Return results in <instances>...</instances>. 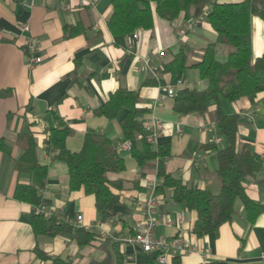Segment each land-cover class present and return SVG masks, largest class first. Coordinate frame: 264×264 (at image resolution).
<instances>
[{
	"label": "crops",
	"instance_id": "crops-1",
	"mask_svg": "<svg viewBox=\"0 0 264 264\" xmlns=\"http://www.w3.org/2000/svg\"><path fill=\"white\" fill-rule=\"evenodd\" d=\"M148 1L152 28L114 36L107 26L111 0H0V138L9 147L6 153L0 151V264H49L55 257L86 264L101 258L100 243L115 235L123 242L126 264L141 263L142 252L124 238L133 234L136 222L144 217L147 183L156 178L155 171L143 175L130 150L118 147L124 141L120 123L126 109L111 120L94 114L118 88L136 91L137 106L147 110L138 135L148 134L143 125L152 116L163 121L157 144L169 145L166 170L188 186L218 191L216 151L225 141L211 118L215 102L210 99L204 113L179 114L173 109L174 97L160 98L172 84L164 64L179 51L185 53L188 67L181 77L184 84L176 91L184 86L206 87L198 70L189 65L201 59L207 44L216 41L206 19L208 9L194 11L190 17L195 25L186 28L183 13L173 20L162 19L155 12V0ZM251 28L253 57H258L264 53V21L252 16ZM227 52V46L215 44L216 60L224 62ZM36 57L40 60L34 61ZM219 104L224 114L238 116L237 144L249 143L262 161L260 170L247 176L242 185L249 198L264 204V93L234 101L221 99ZM55 117L73 130L65 142L70 151L80 150L86 131L93 130L107 136L124 158L125 170L108 174L110 180L122 181V188L119 203L104 222L98 218L93 195L68 187L67 165L54 157L48 139L50 130L58 126ZM23 132L34 138L38 162L47 167L42 204L53 210L58 222L71 225L72 232L34 234L30 219L35 206L13 197L16 184L28 182L27 175L19 174L14 166L23 150L19 137ZM141 140L137 136L136 142ZM157 198L160 215L175 220L184 213L181 225L159 224L154 229L155 235H179L189 243L191 250L177 255L179 264L212 260L264 264V212L250 222L237 205L230 221L216 232L197 237L192 232L193 212L174 203L169 191ZM79 214L82 220L76 222ZM78 227L97 233L96 239L78 245L73 238ZM36 249L47 258L38 257ZM173 256L169 255L167 264H173Z\"/></svg>",
	"mask_w": 264,
	"mask_h": 264
},
{
	"label": "trees",
	"instance_id": "trees-1",
	"mask_svg": "<svg viewBox=\"0 0 264 264\" xmlns=\"http://www.w3.org/2000/svg\"><path fill=\"white\" fill-rule=\"evenodd\" d=\"M111 4L112 13L107 19V26L112 35L124 36L138 29L152 28L153 17L148 0H111ZM204 9H208L206 19L216 33V41L207 44L203 48L201 59L189 67L198 70L199 78L206 81V87L197 89L184 86L177 89L173 109L179 114L204 113L207 111L208 101L212 99L215 102L211 118L225 141V146L216 151L215 173L219 182L217 192L188 186L181 179L172 176L164 164V158L170 154L168 144L152 145L143 139L136 142L142 131L141 116L147 111L137 106L136 91L118 88L94 110V114L111 120L121 109H126L120 129L123 139L131 142L132 158L141 167L143 175L147 170L155 171L157 195L169 191L174 203L195 214L192 232L197 237L216 232L220 225L230 221L237 205L242 206L245 217L250 222L264 212V204L249 198L242 185L247 176L260 170L262 161L249 143L237 144L238 116L224 114L219 104L221 99L234 101L240 97L253 98L257 93H264V53L253 57L251 28L252 16L264 21V0H155V12L165 20H173L181 13L187 19L194 11ZM215 44L228 47L224 62L216 60ZM187 67L186 55L179 51L163 68L169 74L170 83H175L181 79ZM57 120L58 126L48 134L55 151L54 157L67 165L70 190H82L85 194L93 195L98 218L104 222L110 218L111 208L119 203L118 192L122 188V181H112L108 174L124 171V158L107 136L93 130L86 131L80 150L70 151L65 142L73 130L61 119ZM19 137L24 145L21 154L15 158L14 166L19 174L27 175L28 182H18L13 197L37 206L43 203L41 191L46 185L47 167L38 162L34 138L28 132H23ZM8 150V145L0 138V151L6 153ZM30 220L36 235L53 236L73 230L71 225L58 222L54 216L45 218L36 211L32 213ZM96 237L97 233L84 227H78L73 232L78 245L88 244ZM122 245L123 242L117 235L104 238L99 245L103 256L86 264H126ZM36 252L38 257L47 258L42 251L36 249ZM141 252L140 264H157L159 250ZM172 261L173 264H179L178 256L174 255ZM49 264L75 263L55 257ZM205 264L227 263L212 260Z\"/></svg>",
	"mask_w": 264,
	"mask_h": 264
},
{
	"label": "built area",
	"instance_id": "built-area-1",
	"mask_svg": "<svg viewBox=\"0 0 264 264\" xmlns=\"http://www.w3.org/2000/svg\"><path fill=\"white\" fill-rule=\"evenodd\" d=\"M195 25V21L192 17L185 20V27L191 28ZM23 29L28 30V26L24 25ZM133 38H136L137 34H132ZM39 58H35L34 61H39ZM184 81L178 79L175 83L168 84L165 88V93L160 95V98L175 97L176 87L182 86ZM163 121L155 116L144 122V129L148 132L146 135H138L147 143L156 145L158 138L163 130ZM179 131L178 125H176ZM118 147L124 150H131V142L124 140L118 143ZM157 181L156 178L148 180L147 183V195L144 204V217L136 222L133 230V234L124 238L125 242L138 248L140 251H152L159 250L156 262L157 264H167L169 255H181L189 252L191 247L187 241L181 236L176 235L172 237H166L164 235H155L154 229L159 224L163 225H181L184 221V213L181 211L178 217L174 220L169 215H160L157 212L158 198L156 194ZM35 211L48 218L53 216V210L46 208L42 203L35 206ZM82 215H77L76 222H81Z\"/></svg>",
	"mask_w": 264,
	"mask_h": 264
}]
</instances>
